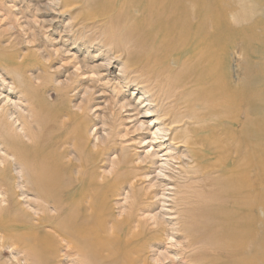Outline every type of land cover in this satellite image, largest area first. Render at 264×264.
<instances>
[{"label": "bare ground", "instance_id": "6f19581e", "mask_svg": "<svg viewBox=\"0 0 264 264\" xmlns=\"http://www.w3.org/2000/svg\"><path fill=\"white\" fill-rule=\"evenodd\" d=\"M26 3L51 17L42 21L43 26H53V7L58 9V15H67L72 22L61 30L63 35H71L66 41L72 46L81 45L85 52L93 48L102 58L100 64L90 67L88 62L96 55L79 60L73 56L79 65L75 70L110 73V66L117 64L119 78L115 80H122L127 88H137V103L141 105L137 108L125 97L121 103L114 100L118 113L123 110L129 113L127 116L133 113L130 116L135 121V130L145 133L149 132L146 122L139 119L154 116V125L159 126L151 134L153 139L163 135L176 152L183 149L185 154L177 155L180 167L184 165V172L193 175L189 179L199 186L194 189L195 194L191 190L190 198L202 201L204 194L211 200L197 208L203 212L208 207L218 247L214 255L201 251L205 262L194 263L264 264V113L259 107L262 93L244 84L256 73V65L251 62L255 54L252 43H260L264 38L261 0H27ZM53 29L59 32L57 27ZM237 39L239 46L234 44ZM43 53L34 55L51 63L53 54L49 49ZM41 63L37 66L38 73L29 77L36 89L31 90L36 103L34 111L26 106L28 101L19 90L22 87L18 81L7 82L0 75L1 91L10 95L19 90L15 101L0 92V257L8 250L15 254L10 257L11 264H59L61 258H70L71 264H136L137 257L133 259L131 254L139 251L153 229L148 231L140 221L133 227L130 215L115 216L110 199L118 196L117 183L122 178L134 179L145 168L152 167L158 153L145 150V155L137 160L121 148L113 160L105 158L109 170L99 172V164L106 162L105 151L111 150L115 142L113 130L119 114L114 112L117 113L114 121L113 117L110 121L101 117L100 131L92 145L88 125L92 122L90 114L96 111L92 103L98 100L96 95L102 96V88L90 83L81 85L75 70L64 81H57L53 75L60 74L57 70L61 66L57 70L55 67L52 75L50 63ZM46 74L52 77L49 80L52 86L48 87L56 96L55 103L44 93ZM76 91L81 95L80 103L73 107L69 102L63 105ZM40 110L47 116L38 122L35 118ZM35 133H39L36 142ZM162 167L157 169L154 180L159 176L169 178ZM157 182L146 188L155 190ZM136 205L134 195L131 210ZM165 215L159 212L151 216L157 233L166 225ZM178 224L180 220L174 225ZM169 237L171 240L172 236ZM212 239H205L203 244L212 245ZM190 241L193 245L200 243L198 239ZM191 255L195 256L194 252Z\"/></svg>", "mask_w": 264, "mask_h": 264}, {"label": "rangeland", "instance_id": "374dc122", "mask_svg": "<svg viewBox=\"0 0 264 264\" xmlns=\"http://www.w3.org/2000/svg\"><path fill=\"white\" fill-rule=\"evenodd\" d=\"M26 2H27V0H0V68H1L0 69V75H2L6 79L7 82H10L11 79H15L18 81V85H20L22 87L19 90L22 91V93L24 95V99L26 101H28V104L26 106L29 109L34 111L33 108H35V107H33V106H36V103L34 102V99H33L34 95H32L31 90L36 91V89H35V85L30 83L29 77H32L33 76L32 74L36 75V73H38V67L37 66L40 62H42L41 64L50 63V61L46 62L47 60H45V59L42 60L40 58L41 59L40 60L38 56L37 57L35 56L36 53L40 52V54H44L43 51H46V49L48 51V49H49V52L51 54H53L52 59L54 61L51 59V63H50L51 74L53 75L52 72H54V71H52V70H54L55 67H56L55 70H57L58 67H60V66L62 67V68L60 67V69L57 70L60 72L59 75H55V76L53 75V78L57 81H64L67 78L68 74H71V73L73 74L74 70L79 68L78 62H77V60H75V58H78V60H79L85 56L86 57L91 56V58H92L93 55H96L97 56L96 58H94L93 60H90L88 62L90 67H92V65L100 64V62L102 61V58L98 56V52L93 48H88L87 52H85L84 48L81 45H79L78 46L79 48H78L77 46H72L71 42L66 41V39L71 38V35H70V33L63 35V33H61V30H62V27H65L72 22L71 20H70L71 22L69 21V18L67 17V15H62V16L58 15V9L56 7H53L54 12L52 15L53 16L52 19L54 20V23H53L54 27L53 26L51 28L47 27L48 25L43 26L42 21L51 19V17L44 15L45 13L42 10L36 11L32 6H29V4ZM43 3H45V1H43ZM261 4L264 6V0H261ZM15 8H17V9H15ZM33 14H37V15H33ZM28 15L32 16L33 18L29 17ZM26 21H29V23H27ZM38 21L41 23L40 25L42 26V28L39 25ZM30 23L32 26L30 25ZM34 24H36V26H33ZM31 27H32V29H31ZM38 27H40L41 31L45 30L44 33H42L43 31L40 32ZM56 27L59 31L58 33H56L53 29ZM33 28H34V31H32ZM45 28H47V30ZM30 31H31V33H30ZM45 32L47 34H45ZM43 34L45 36L44 38L42 37ZM33 37L36 38V39H34V41H33ZM31 40H32V42H31ZM28 43H29V45H28ZM235 43L239 46V40L238 39L234 41V44ZM252 47L255 48L254 49L255 54H254V59H251L252 60L251 62L255 63V65H256V73H252L249 80L247 79L248 82L246 81V82H244V84L246 86H248L250 89H252V87H253L255 90H258L259 92L262 93L259 107H261V111L264 113V38L262 41H260V43L259 42L252 43ZM44 48H46V49L44 50ZM78 50H80V51H78ZM53 51L55 52V54ZM59 51H60V54H59ZM61 51H63V53H65V54H63ZM254 52H252V53H254ZM55 55H57V57ZM63 55H65V56H63ZM23 57H24V59H23ZM20 58H22V59H20ZM72 58H73V60H72ZM23 68L25 70H23ZM118 69H119L118 65L114 64V65L110 66V73H106V72L103 73L102 71H96L95 72V70L93 71V69H90L89 71H85V73H81V70L80 71L75 70L74 75H77L79 80H81V82H80L81 85H88L90 83L89 85H95V87L97 86L98 89L102 88L101 90L103 91V93H101L102 96L100 97L99 95H96L98 100H96L92 103L93 106L96 108V111H95V113L94 112L92 113L93 115L90 114L92 122L89 123L90 125H88L89 126V134L92 132V134H90V135L91 136L93 135L91 137V139H92L91 144L96 142L94 138L97 137L96 133H99V131H100L99 130V128L101 126L100 123L102 122L101 117H103V116H104V118L107 117L106 118L107 121L108 120L110 121L112 119L111 117H113V121H114L115 116L118 113V109H117V106H115V103L123 102V99H122L123 97H125L126 100L130 101L131 104L135 105L137 108L141 107V105H139L137 103V99L139 97V90H136L137 88H135L134 86H130L127 88L123 84L122 80H115V77L119 78ZM15 71H16V73H15ZM22 71H23V73H22ZM24 71H26V72H24ZM76 71H78L77 73L78 74L80 73V74L78 75L76 73ZM6 72H8L9 74L7 75ZM19 74H22V77L24 76L23 79L17 78V76H19ZM43 76L45 78V81L43 84L45 86L44 87V93L46 94V96L49 97L50 101L55 103V102H57L56 96H55L54 92L52 91V88L48 87V86H52V84L49 81L50 78H52V77L49 76L48 74L43 75ZM26 79H27V81H26ZM92 81H94V83ZM112 82L115 84V86ZM28 85H30V86H28ZM116 89H117V91H116ZM19 90H17V92ZM118 90H121V91H118ZM0 92H2L3 96H5L7 94L9 95V92H7L5 90H2V91L0 90ZM17 92L10 93L9 98L15 101ZM136 93H138V95ZM75 95H76V97H75ZM80 96H81L80 94H77V91L73 92L72 94H70L68 96L67 99H65L63 101L62 104L65 105L66 103L69 102L72 107L77 106L80 103V99H79ZM114 97H115V99H114ZM110 100H111V102H110ZM104 102H106V104L108 103L107 106ZM75 103H76V105H75ZM110 103L113 104L111 107L113 109L115 108V110H117V111H115V110L112 111V108L110 107ZM96 105H97V107H96ZM1 106H2V103H0V107ZM27 107H26V109L29 110ZM100 107L103 109H101ZM107 107H109V108H107ZM114 112H117V113H114ZM118 114H119L118 115L119 117L116 116L118 118V121L115 123V127L113 130V138H112L113 141H115V142H114V144H111L112 147L110 149L112 151L111 150L105 151L106 153L104 156V160L106 162H105V164H101V165L99 164V166H100L99 172L101 170H102L101 173L107 172L109 170L110 166L107 164V160L110 161L109 160L110 158H112L111 160H113L114 159L113 156H116L119 153V150L121 148L127 149V151H129L130 154H133V156L135 155L133 158L137 159V160H138V158H141L145 155V153H146L145 150L155 152V153L157 152L158 158L155 159L156 160L155 164L152 165V167H151V165L148 166V168H145V170H143L141 173H139V175L137 177H135L134 179H132L129 176L128 178H125V179L122 178V180H121L122 183L121 182L117 183L118 185L120 184L119 186L117 185L118 186L117 187L118 188V192H117L118 196L110 199L111 200V211H113L112 213L117 217H119V215H121V214H124V215L126 214L128 216L129 215L132 216V218H131L133 221L132 226L133 225L137 226L136 221H140V222L145 224V226L148 228L147 229L148 231H150L152 229L155 230L154 229L155 220L152 219V217L155 214H158L159 212L166 214L164 216L165 221H166V225H162L161 231L159 230L160 233H157L156 230H155V232H153V230H152V233L150 232V236L147 237L146 240H144L143 246L139 247V251L138 252L135 251L134 253L131 254L132 258L136 259V257H137V263L136 264H142V263H144V264H185V263L186 264H195L194 262H201V261L205 262L206 258L200 253L201 251H205V252H207V254L210 251L209 255L210 254L214 255L213 253L216 254V252H218V249H217L218 247L216 248L217 243L213 237V229L214 228H212L215 223L213 221V218L211 219L212 215H211L207 206H206V210L203 212H202V210H200V208H197V207H201L200 204H202V202L210 203L211 200L207 199V196L204 197V194H202V196H203L202 201H201V199H200V201H198L199 199L190 198V196H191L190 194L192 193V191L194 189H196V187H199V186H197V184L195 182H193L194 181V180H192L194 178L193 175L186 174L184 172V170L182 169V167L184 165L180 167L178 156L179 155L183 156L185 154V153H183L184 152L183 149L182 148L177 149V152H176L175 147L172 145L170 146L169 142L166 141V139H164L166 137H162L163 135H161L162 138L159 136V137H157V139H155L156 137L154 136L155 138L153 139V136L151 134H152V132H154V129H156V127L159 126L158 124L154 125L155 124V122L153 120V119H155L154 116L147 117L145 119L144 118L139 119V117H138V119L140 121L146 122V126L148 127L149 132L146 131L147 133H145L144 130H141V131L135 130L136 125H135V121H133L134 120L132 117L133 113H130V115L132 114V116H130V115L127 116V114H129V113H127L123 110L121 113H118ZM42 116H43V118H45L47 115H46L45 111L40 110V113L36 114L35 119L39 122L42 119ZM93 117H97V118L94 119ZM104 118H103V120H104ZM129 122H130V124H129ZM133 122H134V124H133ZM39 125L41 127V124H39ZM93 130H95V131L93 132ZM104 130H108L107 127H105ZM38 137H39V133H35V135H34L35 142L37 141ZM43 138L44 137H42V141H44ZM159 138H161V139H159ZM151 139H153V141ZM138 141H139V143H138ZM144 141H145V143L147 141H150L151 143L147 142L145 144ZM155 141H156V143H155ZM157 141H158V143H157ZM133 143H135V144H133ZM143 143L145 146L143 145ZM136 144L138 145L137 147H136ZM148 144L150 145L151 148H149L147 146ZM129 145H130V147H128ZM139 145H140V147H139ZM142 145L144 147L141 148ZM1 149L4 150V147H1ZM170 152H172V153H170ZM174 157H176V158H174ZM181 158L184 159L183 162L186 163V159L183 157H181ZM137 160L134 161V164L138 163ZM175 161H176V163H174ZM163 163L166 165L163 166L162 165ZM160 164H161V166H160ZM161 167L165 168L162 172L163 173L165 172L164 174L167 175L169 178H167V177L164 178L162 176H159V178L157 180H154L153 178H155V177L157 178V176H156L157 172L159 169H161ZM154 168H155V170H154ZM177 170L179 172L178 174H177ZM182 172H184V174ZM168 174L171 175L172 177L169 176ZM184 175H186V177ZM146 176H148V177H146ZM149 176H150V178H149ZM189 178H192V179H189ZM144 179L146 181H144ZM171 180H174V181L172 182ZM155 181L156 182L158 181L157 182V185H158L157 188L154 187L155 190H153V188H152V190L151 189L149 190L148 188H150V186H151L150 184H153V182H155ZM179 182H181V184ZM191 182L195 186L194 187L192 185L194 188L191 186V184L189 185V183H191ZM160 184H162L163 187ZM173 185L175 187H173ZM185 185H186V187H184ZM147 186H148V188H146ZM169 187H173V188H169ZM181 187L184 189H182ZM131 190H133V191H131ZM146 190H148L149 193L146 192ZM181 193H182V195H180ZM195 193H196V191L194 190L192 194H195ZM123 194H124V196H123ZM134 195L137 198V205L134 206V208L131 210L130 207H132L131 205H132V200H133ZM178 195L180 197H178ZM184 195H185V197H184ZM162 196L164 197L163 200L161 199ZM153 197L154 198L158 197L159 199L155 198L158 201H156ZM187 198H188V200H187ZM168 199H171V200H168ZM189 199H190V201H189ZM116 200H117V202H116ZM161 201H163L166 204L162 203ZM177 201H179V202L176 203ZM180 201H182L183 203ZM184 201H188V203L184 202ZM154 202H155V204H154ZM173 202L176 204H174ZM197 202H198V204H197ZM148 203H150V204H148ZM172 204H174L173 207H175L176 209L172 208ZM142 206H144V208ZM166 206H168V207H166ZM128 208H130V209H128ZM185 210L186 211L189 210L190 214L186 213ZM179 211H180L181 215H179ZM183 211H185L184 214H183ZM193 214H195V215H193ZM175 215H176V217H175ZM185 215L187 217H189L190 219L186 218ZM205 215H206V217H205ZM145 216H147V218ZM142 217H144V218L142 219ZM192 217L195 219H193ZM180 218H183V220H181ZM150 219H151V221H150ZM185 219H186V222H185ZM174 220L175 221L180 220V224L175 226ZM190 220H191V222H194V223H192L191 226H187L191 223ZM198 221H201V222H198ZM179 225H180V229L178 227ZM181 225L182 226L184 225L185 227L184 226L182 227ZM133 227H135V226H133ZM177 230H180V232H182V233H180ZM177 234H178V236H177ZM184 235L187 236L188 238L185 237ZM169 236H172L171 240H170ZM189 237H191V238H189ZM192 238L196 239V240L198 239L200 243L193 245L190 241ZM210 238H213L212 243H211L212 245H209V243H208V245L203 244V241L205 239H207L209 241ZM184 239L187 241H185ZM190 243H191V245H190ZM188 245H189V247H187ZM195 246H197V247H195ZM193 247H194V249H193ZM200 247H202V248H200ZM189 248H191V249H189ZM195 248H197V249H195ZM203 248H208V249H203ZM186 250H188L190 252H188ZM197 250H199V251H197ZM195 251H197V253ZM192 252H194L195 256L191 255ZM12 254H14V253H12L10 251L8 252V250H4V255L2 257H0V264H7V263L11 264L12 261H11L10 257L12 256ZM199 256H201V257H199ZM59 264H71V259L70 258H68V259L61 258V261Z\"/></svg>", "mask_w": 264, "mask_h": 264}]
</instances>
